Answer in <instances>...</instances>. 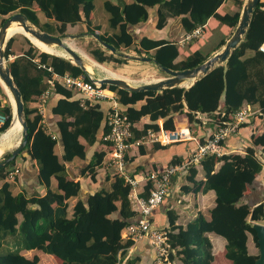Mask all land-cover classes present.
I'll list each match as a JSON object with an SVG mask.
<instances>
[{
	"label": "trees",
	"instance_id": "16d2710c",
	"mask_svg": "<svg viewBox=\"0 0 264 264\" xmlns=\"http://www.w3.org/2000/svg\"><path fill=\"white\" fill-rule=\"evenodd\" d=\"M225 1L133 0L126 4L125 0H106L103 8L109 14L108 25L101 34L97 33L101 28L92 24L95 0H0V17L3 18L2 26L8 19L6 16L10 18L21 13L43 32L55 37H63L69 26L79 25L83 27V34H98L102 42L117 51L123 47L132 49L138 55L153 59L159 69L185 71L200 66L208 57L196 51L179 60L180 51L175 43L150 39L148 35L139 33V27L148 25L150 30H162L169 19L181 17L182 28L187 34L216 19L229 27L232 33L238 26L240 12L220 14L218 10ZM236 1L242 8L244 0ZM38 13H42L47 22L42 24ZM14 41L15 38H11L5 49L8 61L14 55ZM26 42L28 49L8 62L22 94L29 140L26 149L14 161L0 168V264H52L53 260L59 264H122L126 259V264H140L142 260L139 257L127 258L135 242L122 236L124 229L140 218L132 207L131 186L124 177L113 173V169L107 168L102 177L99 174V169L106 168L105 157L112 149L111 144L104 140L110 132L106 122L109 103L96 102L85 108L77 93L56 81L54 96L46 105L50 112L49 117L47 115L48 126L57 136L53 139L43 127L39 110L29 104L39 101L53 74L86 77L87 72L70 60L41 52L29 39ZM262 44L264 1L256 7L243 41L228 61L215 67L190 88L132 93L110 86L118 95L120 107L134 124L131 142L143 138L149 130H158L159 120L164 121V128L175 129L174 118L177 115H186L189 123L195 125L200 124L195 116L197 112L213 121L229 120L246 106L256 112L239 129L240 133L253 125V130H248L252 133L245 155L205 157L201 161L206 176L204 182H197V171L190 168L189 180L196 193L215 192V206L210 210L209 218L198 213L185 227L179 226L176 224L177 212L169 209L166 211V223L161 227L152 215V223L167 233L168 241L175 249V254L170 257L175 264H213L209 233L226 240L223 257L227 262L256 264L259 258V254H252L248 248V234L253 235L259 248L253 224L264 221V162L253 144L264 146V128L261 130L258 126L264 121V54L259 50ZM89 53L100 64L112 61L126 63L115 58L114 54H107L102 46L91 49ZM0 116L3 117L1 135L10 127L13 117L12 105L1 84ZM145 116H149L150 123L142 129L137 128L136 124ZM255 131H260V136L255 137ZM231 138L229 136L221 143L225 152H228L227 142ZM190 143L154 144L152 148L158 151ZM57 146L61 155L56 152ZM145 147L138 148L142 155L146 154ZM194 147L197 149L196 144ZM194 147H191V152ZM10 156L11 153L7 154L6 159ZM181 157H173L166 167L189 160V156ZM18 158L24 163L32 162L35 186H25L14 193V185L7 181V177L18 169L15 168ZM76 159L83 164L78 174L73 175L67 165ZM136 165V157L128 154L126 169L130 176L132 172L143 169ZM22 173L21 167L15 181ZM150 188L151 183H148L141 197L147 199ZM183 190L189 192L191 189L184 187ZM74 199L77 201L70 216V201ZM24 251L37 254L29 258L23 254ZM40 253L44 256L41 257ZM219 256H222L220 252L217 258ZM154 261L155 258L152 264Z\"/></svg>",
	"mask_w": 264,
	"mask_h": 264
},
{
	"label": "built area",
	"instance_id": "2783aa9c",
	"mask_svg": "<svg viewBox=\"0 0 264 264\" xmlns=\"http://www.w3.org/2000/svg\"><path fill=\"white\" fill-rule=\"evenodd\" d=\"M204 34L205 26L198 27L193 32L187 33L180 43L188 45L195 40L203 38ZM259 50L264 54V44L260 46ZM48 70L53 71L51 68ZM98 79L100 78L95 77L93 72H87L86 77H74L69 73L62 76L53 74L52 79L48 80V89L43 92L39 101L35 103V107L43 117V127L53 139H57V136L46 126L45 121L46 105L54 96L56 81L65 89L77 93L80 97L81 105L85 108L94 105L96 102L109 103L106 111V122L110 132L104 140L111 144L112 149L105 157V164L107 168L113 169V173L124 177L131 186L130 199L133 210L140 215L137 222L131 223L124 229L122 236L134 242H147L153 249L155 264H175V261L170 260L171 254H175V249L169 243L167 233L155 227L152 223L153 212L170 196L172 179L175 176L188 171L192 166L200 165L201 161L209 155L222 156L228 154L223 150L221 143L229 136L238 134L240 127L256 112H253L250 106H246L236 112L229 120H214L216 129L204 142L197 139L189 127L166 129L162 125H159L158 130H149L146 136L131 142L130 140L134 136V124L120 107L117 93L110 86L101 85ZM195 116L202 126L213 121L207 115L199 112ZM0 122H3V117L1 116ZM185 142H194L197 145V149L191 153L192 155L188 161L170 165L163 170H154L144 176L142 180H137L128 174L126 169L127 157L130 150L134 147L139 148L142 145L154 144L170 146ZM19 174L20 169H15L9 173L7 181L15 182V178ZM142 181L145 182L144 186L151 183L147 199L137 193V188Z\"/></svg>",
	"mask_w": 264,
	"mask_h": 264
},
{
	"label": "crops",
	"instance_id": "0c3cea01",
	"mask_svg": "<svg viewBox=\"0 0 264 264\" xmlns=\"http://www.w3.org/2000/svg\"><path fill=\"white\" fill-rule=\"evenodd\" d=\"M105 1L106 0H95V11H94V19H93L92 24H93V26L100 27L101 28L100 32H105V30H106V28H105L106 23L104 21V19H106V18L103 15L102 11H100L97 14H96V12L98 10V5L100 7H103V3ZM132 1L133 0H125V3L131 4ZM244 3H245V0H244ZM244 3H243V7H244ZM218 12L222 15L227 14V13L228 14H235L237 12H240V16L242 14L240 11V7H239L236 0H226L225 3L220 7ZM102 20H103V22H101ZM213 20H216V19H211L205 25V34L207 33V28L212 24ZM78 27H82V26H79V25L74 26V27L69 26L68 31H70L71 29H78ZM138 30H139V33L141 32L144 35L145 34L148 35L150 39H154V40L165 39L167 41L175 43L178 46L179 51H180L179 60L183 59L184 57L191 55L188 52V49L194 41L188 45H186V44L182 45L180 43V41L186 35V32L184 31V29L182 28V25H181V17L169 19L167 26L162 30H150L148 25H145V26L142 25L139 27ZM222 31H223V33H222L221 37H219V39L216 42H213L211 44V46H212L211 53H208L207 55H205L208 58H210L213 55H215L216 53L220 52L222 50V48L224 47V45L226 44V42L232 37V35L235 32V30H234V32L231 33V29L229 27L224 28ZM205 34H204V37L199 39V40L203 41L205 38ZM199 40H195V42H197ZM224 40H226L225 44L222 47H220L221 43ZM196 51H198V49ZM152 53H153V51H151V54ZM128 57H130V58H127L128 59L127 62H129V63L137 61L135 59L136 56L130 55ZM143 57L148 58L147 55H143ZM88 58L90 59V57H88ZM90 61H93V60L90 59ZM145 63L148 65H151L154 69L161 71V69H159L155 63H153V62H145ZM96 65L101 66V65H98L97 63H96ZM102 67H104V66H102ZM104 68H106V67H104ZM106 69H108V68H106ZM118 74H120V76H122L121 73H118ZM188 86H190V84ZM49 113H50L49 108H47V106H46V109H45L46 126H48V124H49V122L47 120V115L49 117ZM218 114H219V112H218ZM262 115H263V113H262ZM55 119L57 120L58 117H55ZM215 120H217V119H215ZM163 122H164L163 120H159L158 124L163 125ZM147 123H150L149 116L143 117L140 120V122H138L136 124V126H137V128L142 129L144 127V125ZM174 123H175L176 128L177 127L178 128L179 127L180 128L189 127L192 130V132L194 133V135L196 136V138L199 139L201 142L205 141V139L208 138V136L216 129L215 121H211L205 126H202V125L200 126V124L197 123V124H195L196 128H193L192 127L193 125L189 123L186 115L175 116ZM258 126L261 130H263L264 121H262ZM49 128H51V126ZM249 129L253 130V125L249 126L248 128H244L243 132L241 131L240 133L233 135L232 138L229 139V141L227 142V146L229 149H228V152H226V153L245 155L246 147L248 145V139L252 133V132L248 131ZM254 133H255L254 136L258 137V136H260L261 132L255 131ZM193 143L194 142L190 143L189 145H185V146L182 145L181 147H179L180 152L172 154V156H170L167 159V163H169L171 161V159L173 157H176V156L177 157L182 156L181 158H185L183 156H189V158H190L192 155L191 154L192 153L191 147H194V145H195V143H194V145H193ZM251 144H253L252 141H251ZM253 146L256 149L257 153L260 155L261 159H263V162H264V158L262 157V156H264V154L262 153L264 146L262 144L257 145V146H255L253 144ZM174 148H177V146H175ZM144 149L146 152V154H144V155H142L140 153L139 149L136 147L131 149L130 153H129L130 157H136V161H137L136 166H138L137 168H139V167L143 168L141 171L132 172L133 176L131 175V177H134L137 180H142L144 176L148 175L150 172L156 170L157 168L167 166V165L162 166V163L165 160V158L160 157L162 150L154 151V149L152 148V145H148ZM194 149H195V147H194ZM56 152L59 155H61L59 146H57ZM21 164H22V171H23L22 181H23L24 185L26 187L28 186L30 188L35 186V183L32 181L34 178L33 173H35L32 162L31 161L30 162L28 161L25 163L22 162ZM82 164H83V162L81 160L76 159L71 164H68L67 166L73 175H77L78 170L82 166ZM72 165H77L76 166L77 168H73V167L71 168ZM192 167L195 168L197 171L195 180L197 182H204L206 180V176H205V171H204V168L202 167V164L197 165V166H192ZM131 168H132V170H134V166ZM106 169H107V166H106V168L99 169L100 177L104 176ZM190 170L191 169L175 176L172 179L170 196L167 198L166 202L159 207V209L157 208L153 212V219H155V222L157 221L160 223V224H157L158 226L163 227V225L166 223V211L169 209H173L177 212L178 220H177L176 224L179 226H184V227L189 222L194 220L197 217L198 213H203L206 217H208V218L210 217L209 212L215 206V199H216L215 192L209 191L207 193H202L201 191H199L196 193L194 191L195 186L189 180ZM77 180H80V177H78ZM86 182H89V181H86ZM144 184H145V182L142 181L137 188V193H139L140 195L144 192V188H145ZM56 185H57L56 182H54V187H56ZM184 187H188L191 190L189 192H186L185 190H183ZM76 201H77V199L70 201V203L71 202L73 203L72 205H70L72 209H73V206L75 205ZM154 225H155V227H157L156 224H154ZM208 237L210 238L212 245H213V253H214L213 264H231V262H227V260L223 257L224 253H225L226 240L223 237L218 236L214 233H209ZM253 240L254 239L250 236V234H248V248H249V250L251 249L250 247H251ZM218 252H220L222 254L221 262L216 261L217 260L216 255L218 254ZM30 253H33L34 255L37 254V252H35V251H33V252L24 251L23 252V254L26 255L27 257H29L28 254H30ZM130 256L141 258L142 261L140 262V264H152V260H154V258H155L152 247L147 242H143V241L142 242L138 241V242L134 243L133 247H131L129 250L127 258H129ZM126 261H127V259L122 264H126ZM56 263L59 264V262H57L56 260L55 261L53 260L52 264H56ZM40 264H45V263L41 262Z\"/></svg>",
	"mask_w": 264,
	"mask_h": 264
},
{
	"label": "water",
	"instance_id": "95a60500",
	"mask_svg": "<svg viewBox=\"0 0 264 264\" xmlns=\"http://www.w3.org/2000/svg\"><path fill=\"white\" fill-rule=\"evenodd\" d=\"M261 1L262 0H245L238 26L236 27L232 37L226 42V44L224 45V47L220 52L208 58L206 62H204L203 64H201L196 68L185 71H174L168 68H161V71L169 76L168 78H163L155 82L145 83L138 86L132 85L124 79L112 78V77L100 78L98 79V82L101 85L115 86L119 89L126 90L132 93L145 92V91L160 93L166 89H172L175 87L185 88L183 86L184 83L193 81L190 86L186 87V89H188L192 85H194L196 81L206 76L215 67L224 65L228 61L233 51L236 50L243 41L248 31V28L251 24L254 11ZM16 25L22 27L25 32L32 35L35 39H37L39 42L46 45L47 47H58L62 49L68 55L69 57L68 59L73 64L77 65L86 72L88 71L86 67L88 62L86 61V59L77 50H75L69 43H67L64 40V37H55L49 33L43 32L41 29L37 28L34 24H32L28 20V18L21 13L12 15L4 22V24L0 28V80H2L0 81V84L5 90V93L8 96L9 101L13 108L12 121L10 127L6 130L5 134L11 133L15 128V126L17 125V123L20 121L22 124V138L19 145L11 152V156L6 160H4L3 162H0V168L14 161L26 149L29 140L28 126L25 117V109H24L22 94L19 88L17 87V85L15 84L14 78L11 74L10 67L6 63L7 59L5 56V47L9 42V40L13 37V36H9L11 29ZM91 35L98 42H100V44L105 49L109 50L112 54H116L117 50L113 46L105 42H102L98 34H91ZM86 36H88V34L85 33L82 35L70 36V37L79 38ZM135 59L139 61L153 62L157 65V63L151 58L136 57ZM5 87L9 90L10 93H8ZM253 228L257 233L258 244H259V258L256 260V264H264V224L254 223Z\"/></svg>",
	"mask_w": 264,
	"mask_h": 264
},
{
	"label": "rangeland",
	"instance_id": "374dc122",
	"mask_svg": "<svg viewBox=\"0 0 264 264\" xmlns=\"http://www.w3.org/2000/svg\"><path fill=\"white\" fill-rule=\"evenodd\" d=\"M264 0H262L263 2ZM243 10V6L242 8H240V11L242 13ZM100 11L103 12V15L105 16L106 19H104L106 26L108 25V17L109 14L104 10L103 7H100L98 5V10L96 12L99 13ZM38 16L40 18L41 23H45L47 22V19L45 18V16L42 13H38ZM5 18H9V16H6ZM2 17H0V26H1V22H2ZM103 22V20L101 21ZM102 24V23H101ZM37 27V26H36ZM227 26H225L224 24L220 23L217 20H213L212 24L207 28V33L205 34V38L204 40H199L197 42H193L192 45L189 47L188 52L190 54L196 52V50L198 49V51H200L201 53H203L204 55H207L208 53H211V49L212 46L211 44L213 42H216L219 37H221L222 33H223V29L226 28ZM39 28V27H37ZM106 28V27H105ZM40 29V28H39ZM107 30V28H106ZM83 32V27H78V29H71L70 31H67L66 35L63 36L64 40L69 43L75 50H77L81 55L82 53H85L88 57H90V59H92L93 61L94 58L90 55V50L97 48L98 46H102L100 44V42H98L91 34H89L86 37H79V38H72L70 36H77V35H82ZM98 34L104 33V32H100L97 31ZM12 38H15V41L13 43V52L14 55L9 57V61H13L17 56H21L27 49H28V44L26 42V39L28 40V38H26L23 35H16ZM7 46V45H6ZM103 47V46H102ZM57 50H60V48L58 47H54ZM104 48V47H103ZM6 49V47H5ZM105 49V48H104ZM107 51V54H112L109 50L105 49ZM41 51V50H40ZM60 51H63L62 49ZM43 52V51H41ZM64 52V51H63ZM51 54V53H49ZM66 54V53H65ZM51 55H55V54H51ZM115 55V58H118L120 60H125V64H121L115 61L112 62H107L105 64H100L98 62H96L98 65L104 66L116 73H121L122 76H120L119 78H122L126 81H128L130 84L138 86L141 84H145V83H150V82H155L158 81L160 79L163 78H168L169 76L167 74H165L164 72H161L160 70H156L154 69L151 65L146 64L144 61H139L137 60L136 62H132L129 63L127 62V58H130L128 56L133 55L136 57H143V55H138L137 53H135L132 49H127V48H121L120 51H117ZM62 58H65L67 60H69L68 55L66 54V56L63 55H56ZM8 60L6 61V63L8 64L9 62ZM87 61V60H86ZM88 62V61H87ZM89 63V62H88ZM128 66V67H127ZM93 69V73L95 75V77L97 78H104V77H110L109 75H107L101 68L100 66H92ZM89 72V71H87ZM191 85V83H190ZM186 88V87H185ZM144 103H141L140 105H142ZM30 107H35L36 105L33 104H29ZM193 128H196V126L193 124L192 126ZM1 136V135H0ZM181 145L177 146V148H167V149H163L162 153H161V158H165V160L162 163V166L167 165V159L172 156V154L174 153H178L180 152V148ZM11 148L9 150H6L2 157H0V162H3L4 160H6V155L11 153L14 149ZM22 159L18 158V163L15 166L18 167V169L22 167ZM77 165H72L71 168H77ZM79 166V165H78ZM165 167H162L160 170L165 169ZM74 170V169H73ZM12 182V181H11ZM12 184L14 185V193H17L19 191H21L23 189V187H25L23 181H22V175L20 176V178H18L14 183L12 182ZM172 185V184H171ZM42 190V189H41ZM41 192V191H40ZM73 203L71 202L70 205H72ZM72 213V208L70 206L69 208V215L71 216ZM261 224H264V221L259 222ZM250 236L253 238V235L250 234ZM250 252L252 254L258 255L259 254V248L257 247L255 241H252L251 247H250ZM28 256L30 258H33L35 255L33 253L28 254ZM40 256L43 257L44 255L42 253H40ZM217 257V255H216ZM221 257L219 256L217 258V262H221Z\"/></svg>",
	"mask_w": 264,
	"mask_h": 264
},
{
	"label": "bare ground",
	"instance_id": "6f19581e",
	"mask_svg": "<svg viewBox=\"0 0 264 264\" xmlns=\"http://www.w3.org/2000/svg\"><path fill=\"white\" fill-rule=\"evenodd\" d=\"M16 34H22V35L26 36L37 48H39L43 52L55 54V56L56 55L66 56L65 52L60 51L61 49L57 50L54 47H47L46 45L42 44L37 39H35L32 35H30L29 33L25 32L24 29L22 27L18 26V25H16L15 27H13L11 29V32H10L9 36H14ZM82 56L89 62L86 65L88 71L93 72V69H92L91 65L92 66H97L96 63L94 61H90V59L88 58V56L85 53H82ZM100 68L107 75H109L112 78H119L120 77V74H118V73H116V72H114V71H112L110 69H106V68H104L102 66H100ZM0 81H2V80H0ZM192 82H186V83L183 84V86L187 87ZM5 89L8 91V93H10L9 90L6 87H5ZM5 132L3 134H1V136H0V157H2L3 153L6 150H9L11 148L17 147L19 145V143L21 142V138H22V124H21V122L19 121L17 123V125L15 126V128L13 129V131L11 133L5 134Z\"/></svg>",
	"mask_w": 264,
	"mask_h": 264
}]
</instances>
